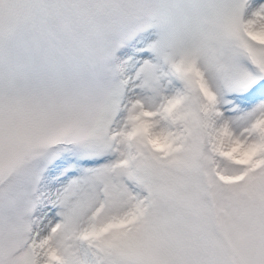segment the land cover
<instances>
[{"label":"snow or ice","instance_id":"6c2138e0","mask_svg":"<svg viewBox=\"0 0 264 264\" xmlns=\"http://www.w3.org/2000/svg\"><path fill=\"white\" fill-rule=\"evenodd\" d=\"M0 264H264V0H0Z\"/></svg>","mask_w":264,"mask_h":264}]
</instances>
